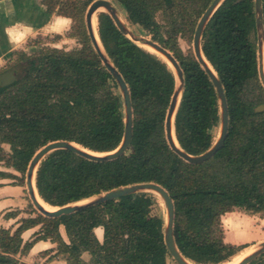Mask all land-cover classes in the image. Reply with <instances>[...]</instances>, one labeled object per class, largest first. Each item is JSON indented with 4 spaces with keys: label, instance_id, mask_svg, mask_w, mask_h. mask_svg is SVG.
<instances>
[{
    "label": "trees",
    "instance_id": "trees-1",
    "mask_svg": "<svg viewBox=\"0 0 264 264\" xmlns=\"http://www.w3.org/2000/svg\"><path fill=\"white\" fill-rule=\"evenodd\" d=\"M94 1L43 0L49 15L72 20L67 37L77 39L80 47L44 48L35 57L21 52L14 67L17 80L0 87V163L25 177L34 155L50 142L69 141L105 154L123 141L122 96L113 90L116 79L103 65L84 23ZM112 1L126 12L130 24L179 61L185 84L175 118L176 138L188 154L205 153L220 128L219 99L193 51L185 53L179 39L193 41L200 18L214 0ZM256 18L255 0H225L206 26L202 51L224 86L229 133L213 159L192 165L171 150L165 136V118L177 85L174 70L161 56L123 35L108 14L100 13V41L132 96L131 149L110 162L89 161L67 150L53 152L37 170L41 199L61 208L121 187L157 183L174 200L180 252L194 264L230 261L238 248L225 240L223 217L239 208L264 218V111H255L264 105V88L258 72ZM0 178L19 180L3 171ZM154 204V195L146 193L59 219L23 218L16 230L0 228V264H28L21 259L40 240L55 243L56 253L50 258L62 256L67 264H84V253L91 256L90 264H168L172 257L164 239L165 221L152 213ZM61 225L70 244L60 235ZM37 226V237L24 243L23 233ZM99 227L104 230L102 241L95 233ZM250 264H264V255Z\"/></svg>",
    "mask_w": 264,
    "mask_h": 264
},
{
    "label": "water",
    "instance_id": "water-1",
    "mask_svg": "<svg viewBox=\"0 0 264 264\" xmlns=\"http://www.w3.org/2000/svg\"><path fill=\"white\" fill-rule=\"evenodd\" d=\"M225 0H214L211 5L206 9L202 17L200 18L198 25L196 27V31L193 37V53L201 65V67L205 70L209 78L211 79L220 104V136L214 145L205 153L200 155H190L186 151H184L179 145L178 141L174 140L175 133V118L180 107L182 93L184 90V72L179 61L176 59L174 54L166 49L164 46L159 44L158 42L152 40L151 38H146L137 35L124 24L119 16V12L112 5L110 0H96L88 7L86 16H85V24L87 28V32L92 41L95 51L99 55L103 65L109 71L111 75L114 76L116 82L118 84V88L121 91V96L124 104V113H125V131L124 137L121 145L118 149L111 153L98 154V153H90L85 150V148H80L73 142L69 141H54L50 142L44 147H42L32 158L27 174H26V188L34 208L44 217L50 219H59L63 216H70L82 210L106 204L110 201H114L120 199L122 197L138 195V194H146L152 193L159 195L166 206L167 209V220L165 221L164 227V239L166 247L177 264H192L179 250L176 239H175V221H176V207L174 200L172 199L170 193L161 185L157 183H140L134 184L126 187H121L118 189H114L93 198H90L86 201L71 204L64 207L59 208L57 211H48L46 210L37 200L36 194L34 191L33 181L36 179L37 170L40 164L55 151L58 150H67L75 153L79 157H82L86 160L93 162H110L120 159L125 156L131 149L132 140H133V132H134V110L132 103V96L130 92V88L123 78L122 74L115 67L113 62L110 60L108 55L106 54L104 48L102 49L96 39V36L93 31V18L95 15H99L100 13L108 14L116 25L117 29L125 35L127 38L133 40H138V42L152 48L156 53L160 54L164 57L169 65L173 67L176 78L177 85L172 96L166 118H165V136L167 143L171 150L177 154L183 161L192 164V165H201L204 164L215 157V155L224 147L225 142L229 133V106L228 100L226 97V93L224 90V86L216 72H214L210 66L209 62L206 60L203 51H202V38L205 32L206 26L209 21L218 10V8L222 5ZM256 6V26H257V55H258V72L259 79L262 87L264 88V14H263V0H255ZM134 42V41H133ZM18 78L17 71L12 69L5 71L0 74V87H6L13 84ZM256 112H263L264 105L258 107ZM176 138V134H175ZM177 140V138H176ZM80 146V145H79ZM60 235L62 239L70 244V239L64 225L60 226ZM264 255V242L260 244L259 248L256 249L254 253L246 257L240 264H250L252 261Z\"/></svg>",
    "mask_w": 264,
    "mask_h": 264
},
{
    "label": "crops",
    "instance_id": "crops-1",
    "mask_svg": "<svg viewBox=\"0 0 264 264\" xmlns=\"http://www.w3.org/2000/svg\"><path fill=\"white\" fill-rule=\"evenodd\" d=\"M50 17L51 25H60L58 30H67L69 18L57 14L49 15L43 5V0H0V64L11 61L14 51L20 49L24 42L31 36L39 34L43 29L46 18ZM61 34L60 31H56ZM6 178H0V228L16 230L21 225L23 218H30L31 200L27 188L21 183H5ZM15 213L14 216L6 215ZM232 213V212H231ZM229 214V213H228ZM227 215V214H226ZM224 222V221H223ZM224 224V223H223ZM224 226V225H223ZM231 231L228 243L235 238V227H228ZM41 226L25 231L22 239L31 242L40 232ZM225 230V226H224ZM100 232L99 236L97 232ZM99 240L104 236V230L99 227L95 230ZM227 231H225V234ZM57 245L50 240L37 241L29 254L23 257L22 262L28 264H45L54 262L52 255L56 253ZM54 250L49 255L43 253Z\"/></svg>",
    "mask_w": 264,
    "mask_h": 264
},
{
    "label": "rangeland",
    "instance_id": "rangeland-1",
    "mask_svg": "<svg viewBox=\"0 0 264 264\" xmlns=\"http://www.w3.org/2000/svg\"><path fill=\"white\" fill-rule=\"evenodd\" d=\"M114 5L118 6L119 9V16L124 22V24L136 33L139 36L150 38L145 35L144 31L139 26H134L130 24V22L127 19L126 12L121 8V6L115 2L110 0ZM87 12V11H86ZM86 16V13H85ZM85 16H84V23H85ZM98 18V15H97ZM50 17L46 18L44 21V26L42 31L39 32V34H35L34 36H31L27 38L28 40L23 43L22 47L16 51H14L12 55V59L10 62H7L6 64H0V72L3 70H6L10 67H13L17 65L19 62L20 54L21 52H26L28 56L35 57L37 53H39L44 48H58L62 49L63 51H70L75 48L80 47V43L75 38H69L67 37L70 28L72 26V20H69V25L67 30H58L60 25H51ZM159 20H161V17H159ZM86 26V24H85ZM87 29V28H86ZM56 31H60L61 34H57ZM56 35H61V39H56ZM142 44V43H140ZM179 44L182 50L185 53H188L189 51H193V41L189 42L186 39H179ZM154 52V51H153ZM155 54L161 56L160 54L154 52ZM162 57V56H161ZM164 60H166L164 57H162ZM171 66V65H170ZM173 69V67H171ZM174 70V69H173ZM113 90L121 95V91L118 87H113ZM262 106V105H260ZM258 106V107H260ZM257 107V108H258ZM256 108V109H257ZM214 135L216 137V141L220 136V128H217L214 132ZM2 147L5 149L7 153L10 152V147L8 145H2ZM0 171L6 172V173H12L19 177V180H15L12 178H6L4 181L5 183H21L24 178L23 184L26 186V177L22 174L16 172L13 169L7 168L3 162L0 163ZM152 194V193H150ZM155 199V204L153 206V214L155 216H160L163 218L164 221L167 220V209L165 206V203L163 199L157 195L153 194ZM32 204V203H31ZM30 217H37L38 215H41L33 205L30 207ZM224 221L223 225L225 226V231L227 233L225 234V240L228 241L229 235L231 231L228 229V227H235V238L232 239L234 243H229L231 245H234L238 248V253L234 256H243L246 254L250 249H258L260 244L264 242V218H261L259 215H252L245 211L244 209H235L232 213H229L225 215L222 219ZM228 243V242H227ZM246 252V253H245ZM233 257V258H234ZM242 257V258H243ZM233 258L230 260L232 261ZM241 258V259H242ZM54 262L51 263V261H48L45 264H67L66 260L62 256H55L52 258ZM82 260L84 264H90L91 256L89 253H84L82 256ZM229 262V261H228ZM228 262L224 263L227 264ZM168 264H177L174 259H169Z\"/></svg>",
    "mask_w": 264,
    "mask_h": 264
},
{
    "label": "bare ground",
    "instance_id": "bare-ground-1",
    "mask_svg": "<svg viewBox=\"0 0 264 264\" xmlns=\"http://www.w3.org/2000/svg\"><path fill=\"white\" fill-rule=\"evenodd\" d=\"M112 5L114 6V7H116V9L118 10V12H119V9H118V6H116V5H114L113 3H112ZM120 13V12H119ZM122 20V19H121ZM92 27H93V31H94V34H95V36H96V39H97V41H98V43H99V45H100V47L103 49V46H102V43H101V41H100V37H99V34H98V19H97V15H95L94 16V18H93V24H92ZM135 43H137L138 45H140L141 47H143V48H145V49H147L148 51H150V52H152V53H154L155 51L152 49V48H150V47H148V46H146V45H143V44H140V42H138V40H133ZM154 51V52H153ZM167 61V60H166ZM209 66H210V68L215 72V70L213 69V67L209 64ZM174 140L176 141V143H177V140H176V138H175V133H174ZM78 147H80V148H82L81 146H79V145H77ZM86 151H88V152H90V153H93L92 151H90V150H88V149H85ZM36 180H35V178H34V181H33V186H34V191H35V194H36V198H37V200H38V202L46 209V210H48V211H57L59 208L58 207H54V206H50V205H48L47 203H45L42 199H41V197L39 196V194H38V191H37V189H36V182H35ZM83 203H85V202H83ZM98 233V235L100 236L101 235V233L98 231L97 232ZM97 235V236H98ZM100 239H103V237H101ZM256 251V248L255 249H250L246 254H244V257L243 256H236V257H234L233 258V260L232 261H229L227 264H240L246 257H248L249 255H251L252 253H254ZM243 257V258H242ZM242 258V259H241ZM192 264H194V263H192Z\"/></svg>",
    "mask_w": 264,
    "mask_h": 264
},
{
    "label": "flooded vegetation",
    "instance_id": "flooded-vegetation-1",
    "mask_svg": "<svg viewBox=\"0 0 264 264\" xmlns=\"http://www.w3.org/2000/svg\"><path fill=\"white\" fill-rule=\"evenodd\" d=\"M14 67H15V66L10 67V68H8V69H6V70H3V71L0 72V74L3 73V72H5V71H8V70H12V69H14Z\"/></svg>",
    "mask_w": 264,
    "mask_h": 264
}]
</instances>
